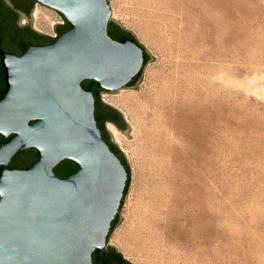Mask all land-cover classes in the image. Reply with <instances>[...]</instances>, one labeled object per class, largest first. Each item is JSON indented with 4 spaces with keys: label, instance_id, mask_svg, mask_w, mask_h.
I'll use <instances>...</instances> for the list:
<instances>
[{
    "label": "rangeland",
    "instance_id": "rangeland-1",
    "mask_svg": "<svg viewBox=\"0 0 264 264\" xmlns=\"http://www.w3.org/2000/svg\"><path fill=\"white\" fill-rule=\"evenodd\" d=\"M107 1L150 56L101 92L130 167L107 244L136 264H264V0ZM59 15L35 3L30 26Z\"/></svg>",
    "mask_w": 264,
    "mask_h": 264
},
{
    "label": "water",
    "instance_id": "water-1",
    "mask_svg": "<svg viewBox=\"0 0 264 264\" xmlns=\"http://www.w3.org/2000/svg\"><path fill=\"white\" fill-rule=\"evenodd\" d=\"M36 3L58 11L70 28L19 55L0 50L5 80L0 98V264H94L93 252L111 245L107 237L128 172L104 139L94 94L82 81L93 79L107 90L127 86L144 65L145 49L109 34V27L115 32L122 27L110 19L107 0ZM115 109L121 128L113 125L128 131ZM30 147L38 155L32 165L7 167L18 151ZM64 159L74 161L77 169L61 178L54 168Z\"/></svg>",
    "mask_w": 264,
    "mask_h": 264
},
{
    "label": "flooded vegetation",
    "instance_id": "flooded-vegetation-1",
    "mask_svg": "<svg viewBox=\"0 0 264 264\" xmlns=\"http://www.w3.org/2000/svg\"><path fill=\"white\" fill-rule=\"evenodd\" d=\"M34 4L28 0H0V50L5 53L9 54H21L29 45H46L51 43L55 40L59 35L63 32L68 30V22L65 21L61 25H56L53 28V33H56V36L53 37L52 33L48 35H42L37 33L35 29L30 26V23L27 21L29 19L31 9L33 8ZM24 17V18H23ZM23 19V20H22ZM112 32H115L114 29L110 28ZM119 33H124L122 28H118ZM117 31V32H118ZM128 38V37H126ZM133 40V39H132ZM148 56L147 52L144 50V57ZM0 70L3 71V78H4V69L1 64V53H0ZM5 87V81H1L0 76V90ZM102 91H110L104 89L100 86L95 88V92L97 93L98 97L100 98L98 114L106 119L104 121V130L102 131V135L104 139L109 144L110 148L115 147V143L109 137L107 133V129L105 127V123L109 122L111 124L116 125L117 127L121 128V121L120 115L113 109L109 108L104 100L101 98ZM93 92V91H92ZM94 94V93H93ZM95 97V95H94ZM98 100V102H99ZM96 98H95V106H96ZM10 139V135L6 137L4 140L7 141ZM3 142V140H2ZM1 144V143H0ZM36 150L33 147L25 148L17 152L9 161L7 167L17 168V169H25L32 165L36 159L33 157L32 151ZM67 160H63L60 162L54 169L57 176L63 178L68 176V169H66Z\"/></svg>",
    "mask_w": 264,
    "mask_h": 264
},
{
    "label": "trees",
    "instance_id": "trees-1",
    "mask_svg": "<svg viewBox=\"0 0 264 264\" xmlns=\"http://www.w3.org/2000/svg\"><path fill=\"white\" fill-rule=\"evenodd\" d=\"M28 1H31L32 4L36 3V0H28ZM68 28H70V25H68ZM123 31H124V33H126L125 36H124V34L122 35V33H119V32H112L110 27L108 28L109 34L115 39L122 40L124 37H128L130 39H133L137 43H139L137 41V39L132 35V33H130L126 29H123ZM147 60H148V56H145L144 57V65H143L142 69L140 70V72L136 76L133 77V79L130 81L128 86L134 85L137 82V80L140 78L141 73L143 71V68H144L145 64L147 63ZM0 76H1V81H3L4 78H3V71L2 70H0ZM82 86L85 89H87V90L93 91V93L95 95V98L97 100L96 106H95V116H96V119H97L98 126L100 127L101 131H103L104 130V121L106 119L102 118L98 114L99 104H102V103H100V100H99L100 98L98 97L97 93L95 92V88H97L98 85H97L96 81L93 80V79H85V80L82 81ZM4 89H5V87L0 90V98L2 97ZM98 100H99V102H98ZM107 106L109 108L115 110L119 114V112L114 107H112L111 105H107ZM12 136H13V134L10 135V138ZM2 140H3V137L0 134V143H2ZM111 149L122 160V162L125 165L126 170L128 172V178H127L126 187H125V190H124V196L122 198L121 205H120V206H122L124 197L126 196V193H127L128 187H129V183H130V167H129V164H128L126 158L124 157V154L122 153V151L116 145H115V147L111 146ZM32 153H33V157L34 158H36L38 156L36 150H33ZM64 160H67L66 169H68L67 170L68 173L71 172V171H75L77 169V165H76V163L74 161H72L70 159H64ZM54 169H56V168H54ZM118 221H119V214H117L116 217L114 218V220L112 221V225H111L110 232L108 234L107 240L109 238L110 233L112 232V230L117 225ZM92 257H93V263L94 264H136V263L128 260L127 258H125L124 255L113 245H107V247L103 248L102 250H95L93 252V254H92Z\"/></svg>",
    "mask_w": 264,
    "mask_h": 264
},
{
    "label": "bare ground",
    "instance_id": "bare-ground-1",
    "mask_svg": "<svg viewBox=\"0 0 264 264\" xmlns=\"http://www.w3.org/2000/svg\"><path fill=\"white\" fill-rule=\"evenodd\" d=\"M110 129L112 130L113 133H118L117 127H115L113 124L110 125Z\"/></svg>",
    "mask_w": 264,
    "mask_h": 264
},
{
    "label": "built area",
    "instance_id": "built-area-1",
    "mask_svg": "<svg viewBox=\"0 0 264 264\" xmlns=\"http://www.w3.org/2000/svg\"><path fill=\"white\" fill-rule=\"evenodd\" d=\"M60 19L58 20L59 23H64V19L61 15H59ZM52 36H56V33H52Z\"/></svg>",
    "mask_w": 264,
    "mask_h": 264
}]
</instances>
